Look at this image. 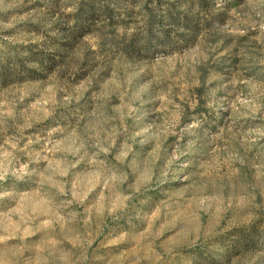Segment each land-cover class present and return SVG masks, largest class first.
I'll return each instance as SVG.
<instances>
[{
    "label": "rangeland",
    "instance_id": "obj_1",
    "mask_svg": "<svg viewBox=\"0 0 264 264\" xmlns=\"http://www.w3.org/2000/svg\"><path fill=\"white\" fill-rule=\"evenodd\" d=\"M0 264H264V0H0Z\"/></svg>",
    "mask_w": 264,
    "mask_h": 264
}]
</instances>
